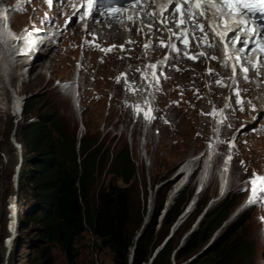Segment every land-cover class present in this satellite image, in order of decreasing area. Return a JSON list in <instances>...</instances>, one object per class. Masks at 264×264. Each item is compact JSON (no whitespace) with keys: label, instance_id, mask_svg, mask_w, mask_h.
Returning <instances> with one entry per match:
<instances>
[{"label":"rangeland","instance_id":"1","mask_svg":"<svg viewBox=\"0 0 264 264\" xmlns=\"http://www.w3.org/2000/svg\"><path fill=\"white\" fill-rule=\"evenodd\" d=\"M39 3L38 1L30 6L25 13H18L19 11H15L16 7H13L10 13L13 26L21 29L27 22L36 25L37 21L42 22V18L46 19L45 11L48 8L44 6L42 7L44 10L38 11L37 7L42 5ZM54 15L55 18L51 23H61L64 19L58 12ZM39 16L41 18L37 20ZM162 37L164 38L165 35ZM80 40L77 28L75 26L70 27L54 48L43 50L42 57L38 56L36 65L32 70L31 66H20L22 60H19V66H15L12 70L17 75L16 80L12 83L14 85L12 89L16 88L20 91L22 103L26 102L25 97L37 95L34 110L29 116L32 117L31 122L38 120L39 115L43 112H56L72 132H78L81 118L77 116L72 97L56 87L55 80L73 78L76 63L80 58L79 55H82L79 48ZM85 49V58L82 60L83 68L80 73L83 95L81 106L82 108L85 107L82 113L86 128L84 133L87 131L94 138H99L103 147L102 154L109 160L105 168L98 167L96 169L95 182L91 190L92 200H96L100 187L107 186L110 182H117L121 186H126L120 177L110 173L108 169L114 152L127 146L137 164L138 173L132 187L136 209L141 208L143 211L147 192L149 197L151 193L153 194V207L155 208L156 193L151 188L152 183L169 177L161 181L160 184L166 183L165 186H171L172 189L173 181L171 178L178 165L189 156L197 155L205 150L210 135L209 125L212 122L206 120L208 119L207 113L213 98L221 103L226 91L223 94L211 93L209 84L204 81V63H195L194 66L198 68V71L194 72L193 69L194 76L202 81L207 96L205 104L202 105L201 100L196 99L195 95L199 88L193 85L195 82L192 84L189 72L182 76L177 74V77L174 73H167L166 81L162 86V93L159 96L158 119L155 120L156 125L149 130L151 135L149 139V136L144 133L145 130L140 125L134 124V118L131 117L129 111L120 106L122 89L120 86L115 87L114 81L115 74L124 69L128 70L131 65L138 64L140 67L139 62L143 60H140L137 54L136 57H131V53L126 54L127 60H122L123 55L119 50L107 51L104 47L101 51L90 46L85 47ZM58 52L61 54L56 56ZM181 58V55L176 56L174 69H178L179 63L182 62ZM188 63L193 67L192 61L189 59ZM39 76H43V78ZM189 85L194 86L193 91H188ZM114 89L116 96L110 103L108 93H113ZM45 91L46 93H44ZM237 99L242 98L238 95ZM3 101L0 98V206L4 197L17 186L14 175L16 174L20 151L12 143V134L15 133L17 142L22 146V159L26 155L33 156L35 152L30 149L32 144L29 146L25 143L23 131L25 124L30 121L25 120V118L18 119L19 116L14 115L16 113H14V108H11L13 104L11 93L7 98V103H3ZM238 111L239 114L232 117L234 122L238 121L235 126L245 125V127L241 128L239 132L238 152H236L230 176L231 180L234 179L232 188L238 186V195L230 193L229 196L235 195L237 200H242L247 193V181H249L250 175L256 172H264V125H261L264 121V115L256 116L250 113V120L245 121L242 119L246 118V116L242 117V105H238ZM165 117H168L166 124L163 123ZM157 130H160L159 134L156 133ZM121 135L123 136L119 139ZM144 140L151 141L146 146ZM220 161L219 158L215 168L218 167ZM196 176L177 199L182 200L183 196H187L193 189L198 181ZM213 176L210 186L205 188L202 194V199L209 197L212 204L215 203L219 189L217 176L216 174ZM42 178L44 179V177ZM31 191V199L26 200L27 204L35 201V189L32 187ZM254 209L251 219L244 227L246 239L253 245L251 258L244 264H264V209L259 207H254ZM14 223L9 222L6 225L9 227ZM83 235L77 241L79 257L76 264H114L110 250L108 248L99 249L98 242L90 229H87ZM207 245L203 246L202 251ZM3 246L2 236H0V264H3L1 262L4 259L3 254L6 245ZM24 263L25 258L19 264ZM46 264H68L65 253L59 244L52 243V260ZM172 264L177 263L172 260Z\"/></svg>","mask_w":264,"mask_h":264},{"label":"trees","instance_id":"2","mask_svg":"<svg viewBox=\"0 0 264 264\" xmlns=\"http://www.w3.org/2000/svg\"><path fill=\"white\" fill-rule=\"evenodd\" d=\"M35 97L26 102V117L35 107ZM39 120L24 126L27 145L34 150L33 156H24L20 175V189L34 183L35 201L27 205L20 215V239L9 264H46L52 260V243L59 244L68 264H76L79 257L77 241L90 229L100 250L108 248L114 264L149 262L156 248L163 242L188 202L190 196L171 208L158 229V218L167 198V187L157 190L155 212L135 240L141 228L147 205L136 209L132 187L137 176L136 166L129 148L122 147L114 152L111 173L120 177L126 186L111 182L101 186L97 199L92 200V186L95 169L103 166L107 159L102 154L103 147L98 139L86 134L81 139L79 151L76 149V133L72 132L56 112H43ZM81 157V163L78 158ZM44 179L39 182V180ZM36 181V183H35ZM147 202V194L145 195ZM201 201L200 212L206 206ZM233 203L222 202L210 209L202 220L199 230L181 248L177 249L183 232L190 228L181 227L153 258L151 264H172V255L177 264H244L251 258L253 245L246 239L245 225L250 220L249 211L240 216L213 242L210 248L194 260L204 244L212 237L229 215ZM193 216V219L196 217ZM182 231L181 235L180 232ZM179 236V237H177Z\"/></svg>","mask_w":264,"mask_h":264},{"label":"clouds","instance_id":"3","mask_svg":"<svg viewBox=\"0 0 264 264\" xmlns=\"http://www.w3.org/2000/svg\"><path fill=\"white\" fill-rule=\"evenodd\" d=\"M5 1L6 0H4L2 2L0 0V4H2V5L5 4ZM8 4L10 5V3H8ZM8 20L10 23V30H12V37L14 38L13 42H14V46H15V48H14L15 54H16V56L24 57V59L18 58V60H22V62L25 60L27 62L29 61L32 63L35 59H37L38 56L42 55V52L44 49H46V50L49 49V48H43L42 49V47L46 44V42H42L39 39H38V41H35V43H34V45H37V47H31L32 49H29L30 47H27L28 49L25 48L27 40H29V37H30V35L28 36V33L30 31V30H28V25H30V24L27 22L26 24H24L22 26L21 29H18V28H15L13 26V24L11 23L13 20L12 17H8ZM120 23H122V22H119L116 24L115 22L111 21V24L106 25L105 27H103V29H100V30L99 29H96V30L92 29L91 35L96 40L92 39L90 36V38H89L90 41H87V40L84 41L83 40V35H84V33H87V32L85 30H83L80 26H77V25L70 24V25H68L67 29L64 30V32H59L60 37L57 38L56 45L58 44L60 39L62 40L64 33L70 27H73V26H75L77 28L78 33L80 34V38H81L79 48L81 50L80 54H82V55H79L80 58H79L78 62L76 63L77 66H75V72L77 71V75H75V72H74V75H73L74 78H72V79L60 78V79L55 80V82H56L55 86L59 87L64 93H66V92L69 93V90L66 88L67 85L74 83L72 88L75 87L77 90H78V87L80 85V91H77L74 95V98H72L74 105L76 107L79 106L81 108V109H79V111L77 110V116H78V118L79 117L81 118V120H79L78 132L77 133L75 132L76 133V139H77V143H76L77 151H79V149H80L81 139L86 134H88V133L91 134L90 132L87 133V131L84 133V130H86V128H85V124L83 122L82 113H83V110L85 109V107L82 108V106H81V100L83 99L82 90H81L82 83L81 82L79 83V81H78L79 77H80L81 70L83 68L82 60L85 58V56H84V53H85L84 51L86 50L85 47H87V46H90L91 48H98V51H101L103 47L107 51L119 50V52H121V54L123 55L121 57L122 60L128 59L126 57L127 53H131V55H130L131 57H136V54L139 55L140 60H143V61L139 62L140 67L138 64L131 65V67L138 66L140 71H136L135 73L131 74L130 73L131 67H130L128 70L124 69V70H122V71H120L114 75L115 83H120V85H116V86H120L122 89V93H121L122 94V101H121L120 106L123 109L125 108L126 110L129 111L131 117L134 118V124L140 125L141 128L143 130H145V134H147V132H149V130H151L154 125H156L155 120L158 119V114H159V110H160L159 96L162 93V86H163L162 82L166 81V76L168 73V71H167V69H168L167 65L168 64L164 63L161 60V58L158 57V55L156 53L144 52L141 45H140L141 41H142L141 38L136 37L138 40V42H136V43L135 42H129L127 40V38H128L127 33L125 31L121 30L118 26ZM114 29H119V31H121L122 35L124 36L123 42L114 40L107 45L100 46V44H99L100 35L96 34V33H98L99 31L105 32L106 30H114ZM93 31L95 32V34L92 33ZM23 36H25V37L28 36V37L26 39H24V42L26 41L25 45L21 46L20 43L23 40L22 39ZM61 36H62V38H61ZM0 38L2 39L3 37H0ZM111 44H114V46L110 47ZM130 47H132V48L130 49ZM179 52H180L179 53L180 55H182L185 58L192 61L193 67H191L189 65V63H188V65L190 68L195 70L194 72L198 71V68L194 66L195 63H204V66H205L204 67V73H205L204 81L207 84H209L210 92L212 93L214 90L213 73L215 70H212L211 68L208 67V65H207L208 63L204 58H201V59L190 58V55L185 54L184 51L182 50V48H180ZM39 53H41V54L39 55ZM130 56L128 55V57H130ZM130 59H132V58H130ZM134 61H136V60H134ZM22 62L20 63L21 66L22 67L26 66ZM30 64L27 67H30ZM169 66L173 70L177 71L180 69L181 63H179L178 69H174L173 68L174 65L173 66L169 65ZM169 74H172V73H169ZM221 79L222 78H220L219 81H221ZM69 81H71V83L68 84ZM225 84L227 85V83H225ZM234 85L235 86L238 85L239 87L234 89V87H233ZM189 86L194 89V86H191V85H189ZM241 88H243V87L241 86V79L240 78H238V79L236 78V79L232 80L228 85V89L226 90V95H225L223 101L220 103L219 100H215V98H213L212 105L209 109V112L207 113L208 119H206V120L208 122L212 121L211 125H209L210 135L208 137V141H207L205 150L194 156V157L197 156L198 159H196V160L199 161L200 157L205 153L207 147L210 144H213L214 152L211 154V156L216 155L214 157V169L210 170L209 175L206 176V178L204 179V183H199L200 171H199V166H196V168L186 177V179L180 183L179 187H175V185L177 184L178 181L176 183H174V182L181 175L180 174V168H178L180 165H178V167L176 168V170L173 174V177L171 178V180L173 181V184H172L173 187L172 188H174V190L176 191V195L173 197V199H171V200L168 199V194L171 191L170 190L171 186L170 187L165 186L166 183L160 184L161 181H163L169 177H165L161 181H157V182L152 183L151 188L156 193V196H157V192H158L157 190L161 189L162 187L168 188L166 202H165L164 208L162 209V211L159 215V218H158V229H159L162 225V222H163L167 212L177 204V201H181V200L177 199L179 194L186 188V186H188V184L191 181H193L196 174H197L196 178L198 180L197 184L194 185L193 189L188 193V195L183 196L186 198L188 196H190V198H189L188 202L184 205L182 211L178 215L175 222L171 225L170 231L167 234V236L164 238L163 242L156 248V250H155L153 256L150 258L149 262H146L147 264H151L154 256L161 249L164 248L166 243L172 237H174L176 232L181 227H186V223L188 221H190V228H188V230L183 232L182 236L180 237V240H179L180 242H179L177 249L183 247L194 236V234L199 230L201 223H202V220L204 219L207 212L210 209L216 208L222 202L229 200L231 203H233V206H232V209H231L229 215L224 220L222 225L212 235V237L208 240V242L204 244V246L209 244L210 241H211V243L209 245H207L203 251L201 250L202 252L200 251L198 253V255H193L192 257H190V259L188 261L194 260L197 256H199V255L203 254L205 251H207L210 248V246L213 244V242L225 231V229L227 227H229L231 224H233L236 220H238V218L240 216H242L243 214H245L247 211L251 210L249 212V216L252 217V215H253L252 210H255L254 207H259V208L264 209V200H257L255 203H249V199H250L249 185L247 186V193H246L244 199L237 200L235 195H238L237 194L238 193V191H237L238 186L233 189L232 188L233 186L231 183L228 186L223 185V183L221 181H219V179H218V174L215 172L217 170V168H215V166H216V163L218 162V159L220 158L222 161V159L225 156L229 155V153H231V155H229V156L231 157V169H232V167H233L232 163L235 159L236 152H238L237 145H238V140L240 138L239 132H240L241 128L245 127V125L235 126V124L238 121L234 122L232 117L234 115H238L239 111H238V105L233 104V97H236V100L244 101V100H246V98H249L248 91L250 90V88L248 90L247 89L242 90ZM237 90L240 92L239 96L243 100L237 99V94L232 92V91H237ZM44 93H46V91ZM108 96H109V101L111 103V100L114 99L116 96L115 89H114L113 93L109 92ZM33 97L36 98L37 95H35V96L32 95L28 98L25 97L26 102L28 99L33 98ZM228 98H231V100L229 102H228V100H229ZM225 99H227V103H224ZM22 101H23V99H22ZM26 102L24 101V104L22 103V105L19 109V114H18L19 118L18 119L25 118V120L30 121V120H32V117H29V116L32 113L29 114L27 117L25 115ZM133 104H141L142 107L141 108L138 106L134 107ZM223 105H225V107H223ZM232 110L236 113L232 114L231 113ZM16 111L14 109V113H16ZM212 111L215 112L216 114L212 115ZM223 111L226 112L227 118H226L225 122L221 124V127L217 128V125H219V123L221 122V118H222V115L220 113H223ZM145 113H147L148 117H150V118H146ZM255 115L259 116V114H257V113ZM113 118H115V117H113ZM256 119H254V120H256ZM38 120H39V118H38ZM38 120L33 121V122L30 121L27 124L37 122ZM167 121H168V117H165L163 123L166 124ZM27 124H25V125H27ZM156 133L159 134L160 130H157ZM14 134L15 133H13L11 136L12 143L15 145L16 149L18 151H20L18 165L16 168V174L14 175V179H15L17 186L11 191V193L7 194V196L4 197L2 204L0 206V236H2L3 243L5 240H8L9 238L13 239V241H12L13 245L10 248L5 247L6 248V256L4 259H2V262H1V263L4 262V264H9L10 257L12 255V253L14 252L15 247L18 245V242L20 239V229H19L20 228V215L24 211V209H26L27 205L31 204V203L27 204L26 200L31 199V194H32L31 188L33 187L35 189L33 182L30 183L25 189H20V175H21V170H22L23 163H24V157L22 159V156H23L22 152H21L22 146L17 142ZM149 135H150V132H149ZM122 136L123 135H121V137L119 139H121ZM224 138H228L230 140L229 143L222 144V143H224V140H223ZM25 143H26V141H25ZM147 143H148V140H144V144L146 146H147ZM229 144L232 146H229ZM97 145H101V143L99 142V138H98ZM220 145H224V147L219 152L215 153V149L217 147H219ZM19 147H20V149H19ZM124 147H126V146H124ZM230 149H233V150H230ZM129 151H130V149H129ZM223 151H224V153H223ZM34 153H36V152H34ZM130 155H131V151H130ZM131 158H132V155H131ZM113 159H114V155H113L111 162L109 163V169H108L109 172L111 170ZM132 160L135 163L136 171H137L136 161L133 158H132ZM108 161L109 160L107 159V162L103 166H97L96 169L98 167L105 168V166L108 165ZM221 161H220V163H221ZM78 162L81 163V157L78 158ZM96 169H95V173H96ZM230 173H231V170H230ZM214 174H216V176H217V183L219 186L218 194H217V196L215 195L216 200L214 202L216 204L215 203L212 204L211 198H209V197L202 199V194L205 191L204 189L210 186L212 179L214 178V176H213ZM227 179H228V181L231 180L230 176H228ZM42 180H43V178L41 180L38 179L39 182H41ZM171 180H169V181H171ZM35 183H36V181H35ZM223 186H225V188L227 189L224 192H222ZM230 193L235 194V195L229 196ZM34 194H35V192H34ZM8 197H9V200H11V201L7 204V206H5L4 204L7 201ZM145 198H146V196H145ZM223 198H225V199H223ZM205 200H207L206 206L203 208L202 211L197 212L198 211L197 205L201 201H205ZM145 204L147 205V213L144 216V220H143V224H142L141 228L136 233L135 240H137L142 235L143 230L145 229L146 225L151 220V217L155 212V208L153 207V194L152 193L150 194V197H149V193L147 192V202L145 201ZM155 206H156V198H155ZM14 207H16V208L18 207V209L16 211L19 212V214L15 220V228L12 229L11 225L6 228V226H7L6 224L9 222L11 223L12 220H14V218H12V217H11V219L6 217L7 216L6 208L8 210H11ZM195 213H198V214H196V217L193 219V216L195 215ZM9 215H10V213H9ZM146 219H147V222H145ZM8 220H10V221H8ZM179 232L181 235L182 231H179ZM177 237H179V236H177ZM177 249H175L173 251V255H172L173 261H175L174 255H175ZM133 252H134V247L132 248V252L130 255V264L133 260Z\"/></svg>","mask_w":264,"mask_h":264},{"label":"bare ground","instance_id":"4","mask_svg":"<svg viewBox=\"0 0 264 264\" xmlns=\"http://www.w3.org/2000/svg\"><path fill=\"white\" fill-rule=\"evenodd\" d=\"M39 5L41 4L42 0H39ZM23 3H20V5L18 7H22ZM38 11H39V7ZM12 12L11 9H6L4 7V5L0 4V13H4L5 14V21H0V37H3L2 39L0 38V98L3 101V103H7V98H9V94L11 93V98H12V105L11 108L13 107L16 111V114L14 115H18L19 114V109L22 105V94L20 93V91L14 88V85L12 83H14V81L17 78V75L14 74V72L12 71L14 69L15 66H19L18 65V58L19 59H24V57L21 56H16L15 54V46H14V42H13V37H12V30H10V23L8 20V17H11L10 13ZM12 23V22H11ZM152 24H154L153 20L151 19L148 22L149 25V29L151 28ZM159 26H157L158 29ZM160 32L161 34H164L165 37L167 38L168 36V29L166 28H160ZM93 34H95V32H92ZM152 33V32H151ZM151 33L147 34V39L149 38V35ZM100 35V39H99V44L100 46H104L107 45L109 43H111L112 41H122L124 40V36L122 35L121 31H119V29H114V30H106L105 32L99 31L98 33ZM30 35V34H29ZM28 35V36H29ZM137 34H135L136 36ZM27 36V37H28ZM158 36V34H157ZM26 37V38H27ZM22 39L24 40L25 38L22 37ZM35 41H38V35L37 34H31L29 37L28 42L26 43V47H37V45H34ZM54 42L53 40H50L48 42H46V44L42 47L43 48H54ZM28 49V48H27ZM229 56L231 58H227L225 57V55L222 56V58H226V59H234L233 58V51H228ZM41 53H39L40 55ZM61 53L58 52L56 56L60 55ZM39 57H42V55H40ZM235 57V56H234ZM38 59V57H37ZM35 59L32 63L31 62H27V61H23L22 63L24 65H29L31 66V70L35 67L36 65V60ZM237 60V59H235ZM213 63L216 67L214 73H213V80H214V90L213 92H217L219 94H223L224 91H226L228 89V85L229 83L233 80V76L236 75V78H238L237 76H239V78L241 79V86L242 87H249L250 90L248 91L249 94V100H244L242 101V103H237L236 97H233V104L234 105H242V110H243V116H246V118H242L245 121H249L250 120V113L252 114H259V115H264V90L260 89L257 90L254 88V85H248L244 79H243V75L241 74V70L238 68L236 69L235 67H233V64H231L230 61H225V63L222 62L221 58L217 57L213 60ZM83 64V62H82ZM21 66V64H20ZM233 67V68H231ZM27 70V68H26ZM136 71H140V69L138 68V66H134L130 68V73L133 74ZM168 73H174V75L176 76L178 75H184L186 72H189V77L192 83H194L193 85L198 87V91L195 93L196 95V99L201 100V104L204 105L205 101H206V94L204 92V88H203V83L200 79H198L197 77L194 76V70L191 69L187 63H182L181 67L179 70L175 71L173 70L171 67H169L167 69ZM17 73V72H16ZM75 75H77V71L75 72ZM22 76V75H21ZM98 76V74H97ZM38 77V76H36ZM40 78H43V76H39ZM177 77V76H176ZM224 77V80L227 81V85L222 83V81H219L220 78ZM23 78V77H22ZM74 78V77H73ZM180 78V77H179ZM182 78V77H181ZM79 83H80V77H79ZM71 83V81L68 82V84ZM164 84V81L162 82ZM74 83H71L69 85L66 86V88L69 90V93L66 92L68 95H70L72 98H74V95L77 91H80V85L78 87V90L73 87ZM111 85H113V83H111ZM116 85H120V83H115V87ZM193 91V88H188V91ZM187 91V94L189 93ZM193 95V96H195ZM226 95V93H225ZM228 95V94H227ZM78 102V101H77ZM204 103V104H203ZM224 103H227V99H225ZM134 107H142L141 104H133ZM195 108V107H194ZM76 112L77 110L79 111V109H81L79 106H75ZM232 114H235L236 112H234L233 110L231 111ZM16 117V116H15ZM261 125H264V121L261 123ZM145 133V131H144ZM147 136H149L150 139V135L149 132H147ZM144 138V137H143ZM151 141V140H149ZM149 141L147 144H149ZM153 143V141H152ZM20 149V147H19ZM214 152L213 149V144H210L205 153L200 157V160L197 161L196 159H198V157H194L193 156H189L187 159H185L178 168H180V176L177 178V180L174 182L177 184L175 185V187H179L180 183L183 182L186 177L196 168V166H199V183H204V179L206 178V176L209 175L210 170L214 169V157L216 155L211 156V154ZM227 153V152H226ZM227 155V154H226ZM229 157V155L225 156L220 165L217 167L216 173L218 174V179L219 181H221L223 183V185H229L230 183L233 186L234 183V179L229 180L228 181V176H231L230 170H231V160L226 164L225 160L226 158ZM234 164V161L232 163V165ZM225 169H227V171H225ZM230 174V175H229ZM210 181V180H209ZM207 182V181H206ZM225 190H227L225 188V186L222 187V192H224ZM176 195V191L174 190V188L171 189L170 193L168 194V199L171 200L173 199V197ZM220 195V194H219ZM223 197V196H222ZM215 200V199H214ZM11 200H9V197L6 201V203L8 204ZM7 206V205H6ZM18 209V207H14L11 210H8L6 208V214H7V218H14V220H12L11 223L15 222L16 217L18 216L19 212H17L16 210ZM12 212V213H11ZM10 213V215H9ZM10 221V220H8ZM8 225V223H7ZM12 229L15 228V223L14 225H11ZM7 228V226H6ZM4 240V239H3ZM13 239L9 238V241L7 242V240L4 241L3 245H6V248H10L13 243H12ZM6 248L4 251L3 256H6ZM4 256V258H5ZM4 264V262H3ZM147 264V263H146Z\"/></svg>","mask_w":264,"mask_h":264},{"label":"snow or ice","instance_id":"5","mask_svg":"<svg viewBox=\"0 0 264 264\" xmlns=\"http://www.w3.org/2000/svg\"><path fill=\"white\" fill-rule=\"evenodd\" d=\"M89 5H91L92 0H88ZM139 3V0H137ZM154 3V0H151ZM175 5L174 11L180 13L179 23L187 24L192 23L193 27L198 28L200 32L204 34V37L208 36V33L211 32L214 36L220 37L223 40L226 34L221 33L219 28L226 23V16L223 14V10L226 9L227 13L231 15L233 12H238L239 15L243 16L246 13H255L262 12L264 13V0H165V6L161 9L159 15L163 17L164 13L167 12L169 6ZM215 7L216 11H213ZM114 11H119L116 9ZM150 15H157L155 12ZM131 19V17H129ZM0 21H5V14L0 13ZM203 21V22H202ZM238 27H243L247 29L249 26L247 21H241ZM188 35V30L181 33V36ZM255 35V33H253ZM235 41L239 40V37H234ZM248 41H245L247 44ZM213 47L214 45H208ZM257 47H259L260 52L264 55V41H258ZM110 50V49H109ZM174 50H177L174 48ZM199 55H204L200 53ZM225 56H229L227 45L225 46ZM195 58V57H190ZM215 59V57H211ZM237 60L240 57H236ZM259 62V58H258ZM244 72H247L248 69L244 68ZM247 79V77H245ZM239 93H237V96ZM237 103H242V101L237 100ZM216 113L213 112L212 115ZM146 118L148 117L145 113ZM222 115V113H221ZM231 160V157H227L225 163L227 164ZM227 171V169H225ZM247 184L250 185L251 196L249 203H255L257 200H264V197L260 193H264V176H261L257 173L253 174V177L247 181Z\"/></svg>","mask_w":264,"mask_h":264},{"label":"crops","instance_id":"6","mask_svg":"<svg viewBox=\"0 0 264 264\" xmlns=\"http://www.w3.org/2000/svg\"><path fill=\"white\" fill-rule=\"evenodd\" d=\"M5 206L7 205V203L5 202V204H4Z\"/></svg>","mask_w":264,"mask_h":264},{"label":"water","instance_id":"7","mask_svg":"<svg viewBox=\"0 0 264 264\" xmlns=\"http://www.w3.org/2000/svg\"><path fill=\"white\" fill-rule=\"evenodd\" d=\"M145 222H147V219L145 220Z\"/></svg>","mask_w":264,"mask_h":264}]
</instances>
